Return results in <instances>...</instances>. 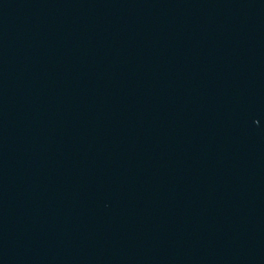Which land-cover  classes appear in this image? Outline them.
I'll list each match as a JSON object with an SVG mask.
<instances>
[{
	"label": "water",
	"instance_id": "obj_1",
	"mask_svg": "<svg viewBox=\"0 0 264 264\" xmlns=\"http://www.w3.org/2000/svg\"><path fill=\"white\" fill-rule=\"evenodd\" d=\"M0 264H264V0H0Z\"/></svg>",
	"mask_w": 264,
	"mask_h": 264
}]
</instances>
